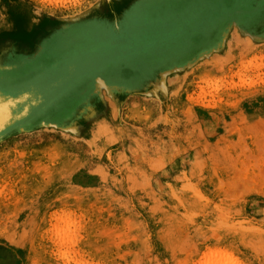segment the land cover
Masks as SVG:
<instances>
[{"label": "rangeland", "instance_id": "374dc122", "mask_svg": "<svg viewBox=\"0 0 264 264\" xmlns=\"http://www.w3.org/2000/svg\"><path fill=\"white\" fill-rule=\"evenodd\" d=\"M0 41V264H264V0H0Z\"/></svg>", "mask_w": 264, "mask_h": 264}, {"label": "bare ground", "instance_id": "6f19581e", "mask_svg": "<svg viewBox=\"0 0 264 264\" xmlns=\"http://www.w3.org/2000/svg\"><path fill=\"white\" fill-rule=\"evenodd\" d=\"M167 1H169V0H167ZM175 2H177V1H175ZM157 5H159L160 6V3H158ZM188 9H192V8H188ZM189 11H187L186 12V14L188 13ZM181 16H184V18L183 19H181ZM187 16L188 15H185V14H182L181 12L180 13H178V14H174V15H172V18H175V23H179L180 21H182V22H180L179 24H175L173 27H172V29H169V27H167V25L164 27V28H162L161 29V31H163V33H164V35L165 34H172L173 32H176V31H181V32H183L182 34H181V36H183V34L184 35H186V33L188 32V34L189 33H192V28H191V26L189 25L190 23L192 24L193 23V20H191L190 21V19L189 18H187ZM189 17H193V15L192 16H189ZM190 21V22H189ZM188 24V26H187V24ZM182 27L184 28L183 29V31L181 30L182 29ZM166 29V30H165ZM198 30V29H197ZM84 37H83V41L82 42H77L76 40H75V38L72 40V43L71 42H66L65 43V45H66V47L64 48V50L65 51H61L62 52V55H63V59H66V58H68L67 56L68 55H71L70 54V52H72V54L73 53H75V54H77V58H79V56L80 55H84V53L81 51V48H82V46L83 45H87V44H89V42L91 41V40H93V39H91L90 38V36H88V35H83ZM160 37H162V35H159L158 37H156V40H153L152 42H150V43H147V44H144V43H142V44H140L139 46H130V47H128V46H125V47H122V48H120V49H118V47H114V49H111V50H109V53L110 54H112L113 56H117V57H119V58H121L119 55L120 54H123L122 56H123V58H125V59H129V58H131V57H134V58H136L137 59V57L138 56H144V55H147V54H149L148 53V51H141V50H151L152 48H153V50H155V51H157V50H161V49H167L168 51H170V50H172V51H170V53H172V52H174V50H177L178 48H180L183 44H180V42L181 41H183L184 42V36H183V38L182 39H180V38H175L174 40L173 39H171V38H169L168 39V36H164V38H162V39H160ZM92 38H95V37H92ZM166 39H168L167 41H166ZM97 40H100V39H97ZM173 40V41H172ZM180 40V41H179ZM81 44V45H80ZM98 44H99V46H108V42H106V41H102V40H100L99 42H98ZM183 47V46H182ZM68 48V49H67ZM80 50V53H79V56H78V51ZM93 52H95V53H102V52H100V50L98 49V50H96V49H94V51ZM124 52V53H123ZM103 54V53H102ZM133 58V59H134ZM126 61H131V60H126ZM55 62H57V60H55ZM250 63V62H249ZM91 65H89V66H86V68L88 67H90ZM22 67V66H21ZM95 69V68H94ZM93 69V70H94ZM98 69V68H97ZM91 69H87L86 70V72H88V71H90ZM96 70V69H95ZM104 70L105 69H102V70H99V72H104ZM85 72V73H86ZM35 79V78H34ZM4 85H6V84H4ZM64 88V87H63ZM46 92H48V91H46ZM62 92L63 91H61L59 94H62ZM64 95V94H63ZM211 253H209L206 257H205V261H203V262H201L200 264H231V263H233L232 261V255L231 256H229V253H226L225 251H218V250H214L213 252L212 251H210ZM237 263V262H236ZM234 264V263H233Z\"/></svg>", "mask_w": 264, "mask_h": 264}, {"label": "crops", "instance_id": "0c3cea01", "mask_svg": "<svg viewBox=\"0 0 264 264\" xmlns=\"http://www.w3.org/2000/svg\"><path fill=\"white\" fill-rule=\"evenodd\" d=\"M0 42H2V41H0ZM68 42V41H67ZM2 45V44H1ZM0 49H1V51H0V56H4V53H3V51H2V47H0ZM14 52V54L15 55H17V56H21L22 54H24L25 52H23V51H21V50H16V52L15 51H13ZM54 97H52V100L51 99H49V101H53L54 99H53Z\"/></svg>", "mask_w": 264, "mask_h": 264}, {"label": "trees", "instance_id": "16d2710c", "mask_svg": "<svg viewBox=\"0 0 264 264\" xmlns=\"http://www.w3.org/2000/svg\"><path fill=\"white\" fill-rule=\"evenodd\" d=\"M95 58H96V57H95ZM94 66H95V65H93V66H90L88 69H91V68H93V69H94V68H95ZM97 68H100V67H97ZM60 82H61V81H60ZM62 85H63V84H62Z\"/></svg>", "mask_w": 264, "mask_h": 264}]
</instances>
